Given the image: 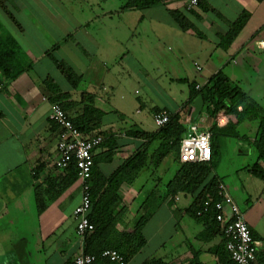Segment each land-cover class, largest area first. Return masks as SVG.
<instances>
[{"label":"crops","instance_id":"0c3cea01","mask_svg":"<svg viewBox=\"0 0 264 264\" xmlns=\"http://www.w3.org/2000/svg\"><path fill=\"white\" fill-rule=\"evenodd\" d=\"M12 1L13 7L10 6V9L18 24L0 8V31L10 33L15 38L24 54L32 61V68L11 81H7L0 71V264H68L81 249V239L76 234L72 216L80 198L78 183L68 184L60 195L39 213L34 200L37 186L46 187L50 183V188L56 189L58 183H51L50 179L60 173L53 167L58 127L48 119L51 102L45 96L43 86V80L50 76L51 69L57 70L51 57L46 54L55 43L59 46L53 51V57L67 62L81 77L77 88L70 92L71 96L66 101L78 104L80 94L88 92L93 95V105L104 112L98 131L106 135L107 140L93 151L95 175H110L136 152L142 139L126 135L125 130H157L153 122L155 111H177L184 104L186 107L189 104L188 85H202L218 71H222L230 81L237 84L241 94L228 99L225 105L217 110H207L203 102L196 117L201 127L212 129L214 132V138L211 139L214 166L218 137L232 135L240 139L238 129L243 128L245 133L250 134V142L254 143L259 123L264 118V108L262 113H255L245 103V95L247 92L252 94L256 88L250 89L249 86H256L258 82L256 79L250 81L248 73L254 72L252 76L256 77L255 71L264 68V0H207V7L204 8L197 4L190 5L189 0H165L166 3L140 13L136 22L145 28L149 24L155 39L158 40V45L153 49L164 55L168 61H177V66L174 63L171 70H166L164 77L168 79L163 83L176 86L173 92H178V86L181 85L182 98L169 94L172 89H164L163 83L156 80L153 81L155 85H151L150 74L140 64V75L136 71L134 73L143 83L144 94L139 96L140 90H135V104L122 95L123 82L114 79L116 74L124 72L116 63L119 54L123 53V38L113 33L101 34L109 41L100 43V38L93 37L90 31L89 18L86 22L74 21L71 27L66 28V25L60 24L58 17L66 20L67 16L58 14L56 19L53 17L55 15L44 14L50 13L44 4L29 5L35 0ZM26 6H31L32 10L38 8V12H42L45 18L51 17L53 26H58V40L53 42L47 39L48 36L41 25L43 23L37 21L36 17L32 18L33 21L28 20L29 15L24 11ZM59 6L62 7L55 6L57 12H60ZM170 9L181 10L202 37H197L189 30H181L173 22L168 12ZM243 14L246 15L245 24L230 45L224 48L221 36L226 35L231 30V25ZM147 17L148 21H145ZM65 37L67 38L64 40ZM144 42L145 40L139 41L141 44ZM98 53L101 54L100 58ZM166 53L170 54L171 59ZM110 55L117 57L114 59L117 68L114 69L113 65L109 68L108 76L111 80L108 76L98 78V68L105 64V57ZM125 55L126 52L119 59L122 58L123 61ZM194 62L201 65V70L195 68ZM92 78L94 81H91ZM66 86L68 88V84ZM165 91L167 94L161 93ZM116 99L119 103L114 104ZM108 101L112 102L111 112H116V116L113 114L114 118L111 120L103 119L108 113L104 109V104ZM128 104L135 106L136 120L126 117L125 107ZM192 104L193 102L186 110L184 108L183 112H187ZM232 105L235 106L234 113L229 111ZM244 109L245 111L240 113ZM218 115L223 118V123L228 121V117H233L234 120L227 127H217L215 117ZM250 118L254 119L253 125L247 123ZM118 119L130 126L120 129L122 126L116 125ZM193 120L190 117L182 121L187 127ZM155 145L152 144L150 149ZM162 164L157 168L148 164L132 183L123 182L117 190L122 204L127 208L121 222L116 225L120 232L132 231L135 219L147 200L153 210L152 216L142 229L146 244L128 264H143L152 258L161 259L167 264H224L217 253L221 237L204 238L203 225L184 212L193 200L191 194L180 192L172 206L169 204L170 197L165 198L158 207L155 206L165 195L167 184L175 173L174 171L172 177L167 179V172L171 167H161ZM39 165L43 168L35 178L34 172ZM261 166L264 168V163H261ZM214 173L218 174L215 170ZM220 180L238 205L222 177ZM151 182L153 189L145 190L146 185H151ZM258 198L263 200L261 208L248 202L250 205L247 211L242 213L253 232V237L259 242L255 264H264L263 187L255 193L254 199ZM29 203H33L31 214L26 205ZM185 215L193 218L198 225L194 226L193 221L185 218ZM173 239L176 243L167 245Z\"/></svg>","mask_w":264,"mask_h":264},{"label":"trees","instance_id":"16d2710c","mask_svg":"<svg viewBox=\"0 0 264 264\" xmlns=\"http://www.w3.org/2000/svg\"><path fill=\"white\" fill-rule=\"evenodd\" d=\"M166 3L165 0H125L121 5V11H144L148 8ZM197 5L202 8L207 7V0H197ZM10 6L13 7L12 0H0V8L8 15L10 19L18 24ZM173 22L183 31H191L197 37H202L197 28L187 19L184 13L179 9L168 10ZM246 22V15H241L231 26V30L224 36H221L222 46L228 47L241 27ZM67 37L64 38V40ZM59 44L55 43L48 51H46L56 68L60 70L64 76L68 88L64 89L60 84L47 76L43 80L44 94L51 103H58L66 112L73 124L80 131L86 134L99 132L104 112L93 105V95L88 92L80 94V103L67 102L70 98L71 91L75 90L81 80L80 75L76 74L72 67L62 60L53 57V51L58 48ZM32 68V61L24 54L15 38L7 32L0 31V71H2L7 81H11L23 72H27ZM188 103H192L199 95H201L207 110H217L222 108L228 99H232L241 94L239 87L222 72L218 71L212 75L209 80L196 88V83L189 85ZM247 106L255 111L253 103L247 100ZM188 104V105H189ZM187 105V106H188ZM185 104L177 111L165 109L169 113L168 121L156 127L157 130L136 131L132 128L125 130L126 135H133L142 139L141 144L136 148V152L129 156L125 162L115 169L110 175L104 176L94 174V155L93 166L91 171V206L87 214L89 221L93 224V231L85 236L83 244V252L96 256V259L90 264H118L107 257L101 256L102 251L106 249L116 250L124 260L128 263L136 253L146 244V238L142 233L143 227L152 216V207L148 204V200L142 205L140 214L135 219L131 232H120L116 225L121 222L127 208L122 204L117 190L123 182L132 183L139 175L140 171L148 164L154 168L160 166L164 159L170 155H174L178 168L175 170L174 176L167 184L165 195L156 203V207L165 199L170 197L169 204L173 205L175 197L180 193L191 194L193 200L191 204L184 209L196 221L203 225L204 238L212 236L221 237V244L217 253L224 264H234L226 249V239L223 234L225 222L216 220V209L213 205H209L208 209L201 215H197V210L201 209L204 202L211 195L216 199V187L221 183L218 174L214 173L213 155L210 162H185L178 160L179 146L181 139L187 131V127L181 120ZM256 106V105H255ZM162 109L155 111L159 112ZM230 112L234 111V105L229 108ZM154 113V114H155ZM153 114V115H154ZM58 127L56 123H53ZM211 132L213 140L214 132ZM102 133V132H101ZM106 135L100 145L105 144ZM156 144L150 149L152 144ZM99 145V146H100ZM257 153L255 162L248 167V170L256 177L264 180V118L259 123L257 137L253 143ZM98 146V147H99ZM97 148V147H96ZM54 167V166H53ZM42 166L35 169L34 177L42 170ZM55 171L60 172L58 175L50 179V182H57L58 185L54 190L49 183L46 187L37 186L35 188L34 200L37 212L44 210L49 202L72 182L77 183L76 168L72 162L69 166L62 170L54 167ZM93 180V181H92ZM172 204V205H171ZM250 228V227H249ZM252 235L253 232L250 229ZM254 236V235H253ZM222 249V250H220ZM77 255V254H76ZM75 255V256H76ZM74 259V258H73ZM73 260L68 264H72ZM143 264H167L161 259H148Z\"/></svg>","mask_w":264,"mask_h":264},{"label":"rangeland","instance_id":"374dc122","mask_svg":"<svg viewBox=\"0 0 264 264\" xmlns=\"http://www.w3.org/2000/svg\"><path fill=\"white\" fill-rule=\"evenodd\" d=\"M123 1L125 0H35L29 5H33V3L44 4V6L48 10H50V13L44 12V14L55 15L53 17H56V19L59 18L60 24L66 25V28L71 27V25L74 24V21L86 22L85 20H88V18L91 19L89 26L90 31L93 37L100 38V43L109 41L107 39H104L101 34L111 35L113 33L119 36V38H123V53L126 52V55L124 60L122 61V58H119L123 53L119 54V57H116V63L118 64V67L124 72H119L118 74H116L114 79L123 82L122 95L126 97V100H131L135 104L136 96L134 95L137 92L135 90H140L139 96H143L144 94L142 89L144 88V86H142L143 83L140 79L136 78V75L134 73V71H136V73L140 75V72L138 71V67L140 66V64L144 66L146 71L150 74V77L152 78L150 84L155 85V83H153V81L155 80L158 81V83H163V81L165 82V80L168 79L164 77L166 75V70H171V65L174 63L177 66V61L175 59H171L170 54L166 53V56L171 59L170 61H168L167 59H165L164 55H161L160 52H157L153 49L155 45H158V40L155 39V35L151 31L149 24L148 27L145 28L144 25L141 26L136 22L139 14L143 13L144 11H118V9L120 10V6L123 4ZM56 5H62L63 8L59 6L60 12L56 11ZM30 7L31 6H26L24 9L27 16L29 15L28 20L33 21L32 18L36 17L37 21L43 23L41 25H43V31L45 35L48 36L47 39H51L53 40V42L58 40L59 34L57 24H54V27L51 22V17L45 18L42 12H38V8H34L35 10H32ZM58 14L67 16L66 20H64V18L62 17H58ZM95 15H97L98 17ZM145 21H148V17L145 18ZM140 40H145V42L141 44L139 43ZM118 45L121 46L120 43ZM97 56L100 58L101 54L98 53ZM133 57L140 62L136 61ZM105 58H107V60H105V64L101 65V68H98V78L101 76L107 77L109 75V68L112 65L114 66V69L117 68V65L114 63V59H116L115 57H112L110 55ZM119 60H121L122 62ZM56 69L57 70L51 69L52 71L50 73V77L57 80L60 86L66 89L67 83L65 81V78L61 73H59L60 70L58 68ZM255 72L256 77L252 76L254 72H249L248 75L250 76L248 79L250 81L253 79H256L258 81L256 86L254 84L249 86L250 89L256 88V90H253V92H251L252 94H249L247 92L245 96L247 97V100H250L253 103L255 110H259L264 108V68L259 71L256 70ZM108 79L111 80V77L108 76ZM91 81H94V79L92 78ZM162 85L164 89H166V87L172 89V92H170L169 94L175 95L177 98H182V93L180 91V87H182L181 85L178 86V92H173V89L176 86H167L165 83H163ZM166 92L167 91L161 93L167 94ZM116 102L119 103L117 99L115 100L114 104H117ZM111 104L112 102L110 101L104 104V109H106L108 113L103 119L111 120L114 118L113 114L114 116H116V112H111ZM134 107L135 106H130L129 104L125 107L126 117H129L132 120L136 118V111ZM191 111L192 107H189L187 112H183L181 120H186L187 114H190ZM217 119L219 123V120L221 121L223 118L221 116L219 117L218 115ZM233 120V117H228V121L232 122ZM253 120L254 119L250 118V122L247 123L253 125ZM116 125L119 127L122 126L120 127V129L130 126L128 123L126 124L125 122H121L119 119L116 120ZM238 135L240 139L232 135H226L217 138V156L215 157L216 159L214 170L219 174L220 177L223 178L229 190L234 195L242 212H246V209L248 208L250 203H254V205L258 208H261L263 206V200L261 198H258V200L254 198L255 193L259 192L262 187L264 188V180L256 177L248 170V167H250L256 160L255 147L249 140L250 134L245 133V130H243V128H239ZM162 163L163 164L161 165V167L165 165L171 167V169L167 172V179L169 177H172L173 172L179 166L175 161L173 154L168 155ZM150 184L151 185L149 186L146 185L145 190L153 189V187H151L153 182H151ZM26 205L30 210L29 214H31V210H33V203H29ZM185 218L191 219L194 226L198 225V222L196 223V221L188 215H185ZM195 230H197V228H195ZM174 243H176V241L173 239L167 245H171Z\"/></svg>","mask_w":264,"mask_h":264},{"label":"built area","instance_id":"2783aa9c","mask_svg":"<svg viewBox=\"0 0 264 264\" xmlns=\"http://www.w3.org/2000/svg\"><path fill=\"white\" fill-rule=\"evenodd\" d=\"M190 5H196L197 0H189ZM189 5V6H190ZM195 68L201 70V65L194 62ZM200 85L196 84V88ZM235 107V106H234ZM245 111L242 110L240 113ZM191 114H187L186 120ZM169 118L167 110L162 109L153 115L156 127L164 125ZM192 118V117H191ZM48 119L58 125V135L53 159V166L66 169L70 163L75 164L76 178L80 191L79 203L73 210L72 216L75 221L76 234L81 239V249L74 257L72 264H90L96 256L83 252L85 236L93 231V224L87 214L91 206V171L93 166V151L102 141L104 134L95 132L83 133L76 127L66 112L58 103H50ZM230 121L223 123V119L217 127H227ZM219 124V125H218ZM212 158L211 132L203 128L196 119L187 126V131L181 139L178 160L185 162H210ZM216 199L209 195L201 209L196 214L201 215L213 205L216 209V220L225 222L223 234L226 239V249L234 264H255L259 242L253 237L244 215L232 196L228 193L225 185L219 183L216 187ZM101 256L107 257L118 264H128L123 256L116 250L106 249Z\"/></svg>","mask_w":264,"mask_h":264},{"label":"water","instance_id":"95a60500","mask_svg":"<svg viewBox=\"0 0 264 264\" xmlns=\"http://www.w3.org/2000/svg\"><path fill=\"white\" fill-rule=\"evenodd\" d=\"M203 105V99L201 97V95H199L192 104V111L190 112L191 117L195 120L196 117L199 115L201 108Z\"/></svg>","mask_w":264,"mask_h":264},{"label":"flooded vegetation","instance_id":"af4514ba","mask_svg":"<svg viewBox=\"0 0 264 264\" xmlns=\"http://www.w3.org/2000/svg\"><path fill=\"white\" fill-rule=\"evenodd\" d=\"M237 106H238V105H236V108H237ZM216 121H217V118L215 117V123H216Z\"/></svg>","mask_w":264,"mask_h":264},{"label":"clouds","instance_id":"9594fccd","mask_svg":"<svg viewBox=\"0 0 264 264\" xmlns=\"http://www.w3.org/2000/svg\"><path fill=\"white\" fill-rule=\"evenodd\" d=\"M262 46H264V45H262Z\"/></svg>","mask_w":264,"mask_h":264}]
</instances>
